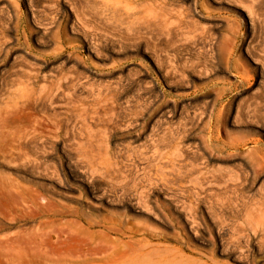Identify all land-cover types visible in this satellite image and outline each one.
Segmentation results:
<instances>
[{"label":"rangeland","instance_id":"1","mask_svg":"<svg viewBox=\"0 0 264 264\" xmlns=\"http://www.w3.org/2000/svg\"><path fill=\"white\" fill-rule=\"evenodd\" d=\"M41 239L264 264V0H0V264Z\"/></svg>","mask_w":264,"mask_h":264},{"label":"bare ground","instance_id":"2","mask_svg":"<svg viewBox=\"0 0 264 264\" xmlns=\"http://www.w3.org/2000/svg\"><path fill=\"white\" fill-rule=\"evenodd\" d=\"M253 56V55H252ZM245 72V71H244ZM247 73V72H246ZM244 74V73H243ZM247 75H250L249 74V72L247 73V74H245V77H246V79H248L247 78ZM56 233V238H57V241H58V243L59 244H61V243H63L62 241L63 240H67L69 237H70V234H69V232H67V231H65V230H59V231H57V232H55ZM43 237V236H42ZM53 238V237H52ZM42 240V239H41ZM49 240V239H48ZM43 241V243H44V245H45V254L46 255H48V257H51V256H53V257H55L54 259H51L50 260V262H52L53 264H77L78 263V261H76L75 259H81V258H88L89 256H91V255H94V254H97L96 252H98V254H102L103 252L104 253H106V249H104V246H98V251L96 250V249H91L90 247H89V249H87L86 251H84V252H82V251H79L77 254H74V255H72V256H69V255H65V253H50L49 251H48V249H49V246L47 245V244H45V242H47V240L46 239H43L42 240ZM49 242V241H48ZM42 243V242H41ZM112 243V242H111ZM35 244H37L36 242H32V245H34L35 246ZM39 244V243H38ZM49 244V243H48ZM42 245V244H41ZM50 245V244H49ZM110 246H111V244H110ZM107 247V246H106ZM105 247V248H106ZM113 247V246H112ZM111 247V248H112ZM36 248V247H35ZM38 248H39V246H38ZM54 248V247H53ZM39 249H41V248H39ZM52 249V248H51ZM50 249V250H51ZM54 250H52V252H53ZM113 253V252H112ZM112 253H111V255H112ZM109 254V253H108ZM136 254V253H135ZM109 256V255H108ZM124 256V255H123ZM123 256H121L122 258V260H124L125 258H123ZM128 256V255H127ZM127 256H125L126 258H127ZM131 255H130V253H129V257H130ZM132 256H134V254L132 255ZM137 256V255H136ZM114 257V256H113ZM112 257V258H113ZM138 257V256H137ZM106 259V258H105ZM104 259V260H105ZM90 260V259H89ZM107 260V259H106ZM106 260H105V262H106ZM121 260V261H122ZM134 260V259H133ZM114 260H112V262H113ZM118 262L120 261V260H117ZM120 261V262H121ZM125 261V260H124ZM129 261V260H128ZM127 261V262H128ZM83 262V261H82ZM107 262H109L108 260H107ZM85 263V262H84ZM123 263H126V262H123ZM132 263H133V261H132ZM132 263H130V264H132ZM82 264V263H81ZM107 264V263H106ZM115 264V263H114Z\"/></svg>","mask_w":264,"mask_h":264}]
</instances>
